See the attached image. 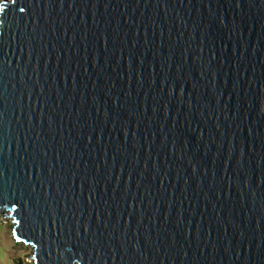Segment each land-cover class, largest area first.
<instances>
[{"label": "water", "instance_id": "water-1", "mask_svg": "<svg viewBox=\"0 0 264 264\" xmlns=\"http://www.w3.org/2000/svg\"><path fill=\"white\" fill-rule=\"evenodd\" d=\"M0 5V216L30 264H264V0Z\"/></svg>", "mask_w": 264, "mask_h": 264}, {"label": "rangeland", "instance_id": "rangeland-1", "mask_svg": "<svg viewBox=\"0 0 264 264\" xmlns=\"http://www.w3.org/2000/svg\"><path fill=\"white\" fill-rule=\"evenodd\" d=\"M12 226L11 218L0 216V264H30L32 248L13 239Z\"/></svg>", "mask_w": 264, "mask_h": 264}, {"label": "snow or ice", "instance_id": "snow-or-ice-1", "mask_svg": "<svg viewBox=\"0 0 264 264\" xmlns=\"http://www.w3.org/2000/svg\"><path fill=\"white\" fill-rule=\"evenodd\" d=\"M16 4V0H11V5H15ZM6 7L5 5H0V8ZM20 11L23 12L24 8H20Z\"/></svg>", "mask_w": 264, "mask_h": 264}, {"label": "trees", "instance_id": "trees-1", "mask_svg": "<svg viewBox=\"0 0 264 264\" xmlns=\"http://www.w3.org/2000/svg\"><path fill=\"white\" fill-rule=\"evenodd\" d=\"M17 261H18V263H19V264H21V262H20V260H19V259H17Z\"/></svg>", "mask_w": 264, "mask_h": 264}]
</instances>
